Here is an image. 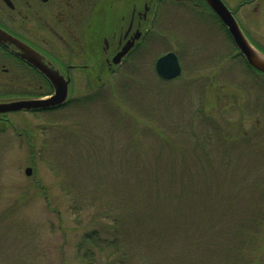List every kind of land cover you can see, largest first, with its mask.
Here are the masks:
<instances>
[{"label":"rangeland","instance_id":"obj_1","mask_svg":"<svg viewBox=\"0 0 264 264\" xmlns=\"http://www.w3.org/2000/svg\"><path fill=\"white\" fill-rule=\"evenodd\" d=\"M256 1L239 15L262 32ZM156 18L164 40L148 16L136 56L65 106L1 114L0 264H264V83L203 7ZM170 48L182 71L163 81Z\"/></svg>","mask_w":264,"mask_h":264},{"label":"flooded vegetation","instance_id":"obj_2","mask_svg":"<svg viewBox=\"0 0 264 264\" xmlns=\"http://www.w3.org/2000/svg\"><path fill=\"white\" fill-rule=\"evenodd\" d=\"M7 1L0 0V29L45 57L61 72L65 79H68L70 84L94 83L90 79L91 72L96 69L99 70L100 67L102 72L104 68L108 72H113L123 62H126L128 58L132 57L133 59L136 56L139 41L143 38L144 31L142 27L148 16L149 23L146 28V34L153 41L164 40L166 36L157 33L154 27L158 11L166 5H182L190 8L203 7L207 16L213 21L215 20L216 22L214 23L221 24L225 30L228 40L236 49L235 55L239 56L243 62V67L253 73L255 77H258L257 80L246 83H264V73L248 64L234 44L227 28L204 0ZM220 1L230 11L249 44L257 52L264 55V21L261 22L262 32H257L256 28L250 26V18L248 16L239 15L243 8L251 4H254V10H258L257 8L260 7L258 2L256 0ZM100 18L103 21L99 22ZM261 19L264 20V16ZM136 33H138V36L134 38ZM92 39L96 41L101 39V44L93 49L91 47ZM131 40L132 45L129 50L117 64H113L111 62L113 56L121 50L127 41ZM169 52L176 56L181 73L180 54L175 48L167 49L160 56ZM155 62L153 65L154 71ZM0 72L2 74L0 83H19L22 89H25V92L11 96L12 98H43L53 93L52 86L44 75L30 66L25 60L18 58L2 46H0ZM74 73H78L79 79L75 77ZM21 112L39 113L41 111Z\"/></svg>","mask_w":264,"mask_h":264},{"label":"water","instance_id":"obj_3","mask_svg":"<svg viewBox=\"0 0 264 264\" xmlns=\"http://www.w3.org/2000/svg\"><path fill=\"white\" fill-rule=\"evenodd\" d=\"M204 1L227 28L234 44L239 49V52L244 56L248 64L264 73V55L257 52L249 44L230 11L220 0ZM137 36L138 33L135 34L134 38H137ZM131 45L132 40L127 41L122 46L121 50L113 56L111 62L113 64H117L121 57L129 50ZM0 46L9 50L18 58L25 60L30 66L44 75L50 82L53 89V93L50 96L43 98L0 99V114L16 111L52 110L63 106L67 102L69 85L68 79H65L61 72L52 63L46 60L45 57L38 54L2 29H0ZM155 72L159 77L165 80L178 76L180 74V66L176 56L172 52H169L157 58L155 62ZM24 173L26 175H30L31 168L26 167Z\"/></svg>","mask_w":264,"mask_h":264},{"label":"trees","instance_id":"obj_4","mask_svg":"<svg viewBox=\"0 0 264 264\" xmlns=\"http://www.w3.org/2000/svg\"><path fill=\"white\" fill-rule=\"evenodd\" d=\"M16 88H20L19 83H0V99H12L11 96L20 95L21 93L13 92V90ZM98 237L99 236L96 235V231L93 230L87 235V237H84V240L89 241L91 243V246L93 245L96 249H99L100 252L102 250H105L106 248L109 249L110 245H107V247L103 246L104 248L100 247V245H99L100 240L98 239ZM90 256L91 255H86L84 253L83 257L88 258L90 260L88 262H85V263L83 262V264H94L93 259Z\"/></svg>","mask_w":264,"mask_h":264}]
</instances>
